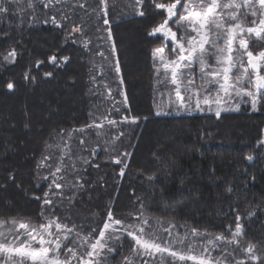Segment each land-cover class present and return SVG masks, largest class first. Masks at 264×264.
Masks as SVG:
<instances>
[{
  "label": "trees",
  "instance_id": "1",
  "mask_svg": "<svg viewBox=\"0 0 264 264\" xmlns=\"http://www.w3.org/2000/svg\"><path fill=\"white\" fill-rule=\"evenodd\" d=\"M28 3L0 0L8 9L0 13V54L17 53L10 64L0 63V219L38 226L59 218L68 228L75 225L66 243L76 241L79 251L82 236L99 235L109 206L125 224L138 223L142 214L151 226L146 231L157 229L161 240L170 224L173 237L195 227L231 239L240 215L241 247L221 242L213 255L227 248L246 259L241 249L251 243L259 259L246 264H264V103L256 111L242 106L219 117L157 114L153 49L164 36L149 32L165 19V10H157L153 0ZM54 53L57 62L49 63ZM65 56L67 62L60 59ZM37 61L43 63L37 67ZM8 82L15 85L11 91ZM125 116L138 119L120 122ZM104 117L118 123L110 125ZM65 152L58 175L66 186L51 197L52 205L43 206L50 173ZM45 156L49 159L37 167ZM76 183L83 187H72ZM108 244L115 250L103 253L100 264H124L125 257L133 264L145 259L160 264L159 254L143 259L133 254L134 241L126 233H113ZM164 264H171L166 254Z\"/></svg>",
  "mask_w": 264,
  "mask_h": 264
},
{
  "label": "snow or ice",
  "instance_id": "2",
  "mask_svg": "<svg viewBox=\"0 0 264 264\" xmlns=\"http://www.w3.org/2000/svg\"><path fill=\"white\" fill-rule=\"evenodd\" d=\"M13 3H18V0H12ZM52 0H49L51 3ZM58 3L59 0H56ZM105 0H102L104 3ZM154 6L157 10H165L167 16L157 26L153 27L149 32V35L162 33L165 39H171L173 42L172 52L175 54L174 58L169 59L164 55V48H157L153 51V56L159 55V59L162 62L164 69L163 76L164 82L167 83L169 74L172 85H175V95L178 100L181 101V107H185L188 110H192L189 105L183 103L185 97L181 95V86L183 85L184 91L192 92L194 87V79L186 75L192 71V65L199 63L201 78L207 80V85H201L200 89L195 91L196 108L200 109V91H211L208 85L215 84L218 86L217 96L215 103L220 104L219 92L222 91L226 97L247 98L242 102L251 104L253 111L258 110V104L264 103V74H261V68L264 66V49L257 53L249 50V39L245 38L247 33L249 36L255 34V36L264 41V0H198L196 4H185L183 13L179 14V19L176 21L177 29H183L184 34L178 36L177 31H173L169 27L170 21L178 15V5L182 3V0H172L170 3H156L153 0ZM137 5H141L143 0H136ZM48 5L46 4L45 7ZM28 7H32L31 0H29ZM243 10V13H242ZM8 9L6 7H0V13H6ZM21 11H23L21 9ZM139 15L143 16L144 12L139 11ZM251 15L253 19L248 20V16ZM257 18L259 23L257 24ZM53 24L60 25L55 18L52 19ZM109 21L104 20V24L107 25ZM249 24L253 26H248ZM73 32H79V27H74ZM193 33L195 35H193ZM69 35H71L69 33ZM111 37V33H109ZM223 41L224 46L220 47L218 41ZM238 43L237 52L241 51L247 56V66L242 63L243 57L240 58L239 66L243 68L245 73L242 77H236L232 82L230 74L233 69L237 67L236 58L233 56L234 47ZM87 47V43H85ZM113 52H115V46H113ZM17 53L12 50L4 56V60L12 61L15 59ZM103 55V53H100ZM58 54L54 53L49 57V63L57 62ZM215 59V64H211L210 61ZM63 61L67 62L68 57H61ZM37 67H39L43 61H37ZM249 68L255 73L254 78L249 79L247 77ZM115 71L119 75L121 72L119 62L115 65ZM156 72L159 76L160 68H156ZM52 73H45V76H51ZM25 78H28V74H25ZM247 79L249 87L243 86V82ZM121 83L123 80L121 79ZM15 87L14 83L8 82L6 88L11 91ZM123 95V93H121ZM188 100L192 99V96L187 97ZM211 96L204 97V103L210 104ZM125 103L127 98L125 97ZM236 108H239V103L236 104ZM119 111V109H116ZM211 111V107L208 109ZM159 114V112L157 113ZM216 115L220 116V109L216 110ZM108 124L116 125L118 121L108 119ZM138 118L135 116H125L120 122L135 123ZM89 125L87 127H92ZM96 128H101L102 124H95ZM76 131H84L83 128ZM84 141L81 140V144ZM67 145H65V148ZM95 151V150H93ZM64 155L68 153H62L61 161L57 164L55 170L50 173L53 177L52 183L49 184V191L44 193L43 206H50L53 203L51 197L59 196L62 193L63 188L66 186L59 181L64 177L58 174L62 171V161ZM123 155H130L124 153ZM49 157L45 156L37 167L44 165V162ZM248 160L252 159V156L247 157ZM114 163L124 164V168L127 167V163L119 158H113ZM87 162V161H86ZM124 168L120 169V175H124ZM9 179H14L11 175ZM48 179V177H44ZM79 180V178H77ZM71 183V182H69ZM74 188H82L83 185L76 183L72 184ZM53 188L56 191H53ZM231 189H229L230 191ZM40 200V197H34ZM252 215V213H249ZM41 217L44 218L43 212ZM139 222L133 224H125L121 219H117L114 216L111 206H109L107 212V218L103 223V227L99 229V235L93 237L92 233L81 237L79 244V251L74 245L76 241H73V245H67V241L71 239V233L75 231V225L72 228H68L66 224H61L59 218H53L47 221V223H41L38 226L31 225L29 223L20 222L17 224L15 219L3 220L0 219V228H4L7 224H11V228H7V231H0V264H100V259L103 257V253H111L115 249L109 247L108 241L113 239V233L123 232L126 233L135 243L132 248L133 254L142 257H155L160 255V264H164L165 254L171 257V264H187L191 261L192 264H246L247 261L255 262L259 259L254 254L255 245L249 243L246 248L241 250L245 254V258L237 259L233 253L228 252L227 248L220 251V255H213L214 252L219 250L221 242L226 244H235L236 247H241L239 237L244 234L242 225L239 223L241 216H236L235 231L232 232L231 239H227L222 233L212 234L207 230L203 232L195 227L190 229V233H185L184 236L177 235L175 237L171 234V227L163 229L164 233H167V239L161 240V233L157 229L152 231H146V228L151 227L148 218L142 214L136 218ZM160 223V221H157ZM119 226V227H117ZM53 227L55 231H53ZM96 229H93L95 232ZM80 236V233H77ZM11 236V239L8 237ZM212 237L203 240V237ZM23 237V239H21ZM118 239V237H116ZM197 238H200L199 242ZM87 245V248H85ZM83 253V254H81ZM232 259H229V257ZM106 259V257H103ZM124 264H133L129 257L124 258ZM143 264H149L145 259Z\"/></svg>",
  "mask_w": 264,
  "mask_h": 264
},
{
  "label": "rangeland",
  "instance_id": "3",
  "mask_svg": "<svg viewBox=\"0 0 264 264\" xmlns=\"http://www.w3.org/2000/svg\"><path fill=\"white\" fill-rule=\"evenodd\" d=\"M226 2V0H225ZM196 4L198 3V0H183L181 4L178 5V15L177 17L172 19V22L169 24V27H171L173 29V31H177L178 36L183 35V29H177L176 26V21L179 19V14L183 13L184 11V5L185 4ZM243 13V10H242ZM253 19V17H251V15L248 16V20L251 21ZM259 23V20L257 18V24ZM248 26H253L251 24H249ZM193 35H195L193 33ZM245 38L249 39V50L253 51V53H257L260 50L264 49V41L259 40L255 34L252 35H248L247 33L245 34ZM218 45L220 47L224 46L223 41H218ZM157 48H164V55L166 57H168L169 59L174 58V53L172 52V48H173V43L172 44H167V42H165L164 37L161 38V41L158 43V46L155 47L154 49ZM238 48V43L235 45L234 47V52H233V56L236 58V63H237V67L233 69L232 73L230 74V76L232 77V82H234L236 77H242L245 75L243 68H241L239 66L240 64V58L243 57L242 59V63L247 66V56L245 54H243L242 50L237 52L235 49ZM153 49V51H154ZM7 55V53H2L0 54V63L2 64H10L12 61H5L4 60V56ZM154 61L156 62L155 64V71L156 68H160V73L159 76L156 72V77H155V95L157 98V112L159 113H214L216 114V110L219 108L220 109V113H224V112H229V111H234V110H238L240 107H250L251 108V104L249 103H245L242 102V100H246L247 98H236L234 96L232 97H226L225 94L220 91L219 95H220V104L217 105L215 103V98L217 96V92H218V86L215 84L212 85H208V87L211 89V91H207V90H201L200 91V109L196 108V95L194 94L195 91L197 89H200L201 85H207V80L206 79H202L201 78V71H200V65L199 63H194L192 65V71L190 73H187L186 75L190 76L192 79H194V87H193V91L190 93L188 91H184L183 88L184 86L182 85L181 88V95L183 97H185V100L183 101L184 104L189 105L191 107L192 110H188L185 107H181V101L177 99L176 95H175V85L171 84L170 81V74H169V78L167 83L164 82V76H163V66H162V62L159 59V55H157L156 57H154ZM211 64H215V59L213 58L210 61ZM261 74H264V66H262L261 68ZM255 73L249 68L247 77L249 79L254 78ZM243 86L245 87H249L250 85L247 83V79L243 82ZM191 95L192 99L188 100L187 97ZM211 96V102L210 104H205L204 101V97L205 96ZM239 103V108H236V104ZM209 107H211V111H209ZM252 109V108H251ZM0 231H7L6 227L4 228H0ZM8 239H11V237H9ZM23 239V237L21 238ZM135 243V242H134ZM139 256V255H138ZM139 258L143 259L142 256H139ZM191 262V261H190ZM76 264V263H73Z\"/></svg>",
  "mask_w": 264,
  "mask_h": 264
},
{
  "label": "water",
  "instance_id": "4",
  "mask_svg": "<svg viewBox=\"0 0 264 264\" xmlns=\"http://www.w3.org/2000/svg\"><path fill=\"white\" fill-rule=\"evenodd\" d=\"M157 34H159V35H163L162 33H157ZM154 35H156V34H154ZM163 36H164V35H163ZM165 41H166V42L173 43V42L171 41V39H170V38H169V39H167V40L165 39Z\"/></svg>",
  "mask_w": 264,
  "mask_h": 264
}]
</instances>
